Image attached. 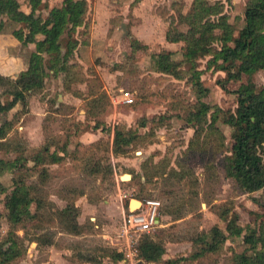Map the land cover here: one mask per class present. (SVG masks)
<instances>
[{
	"label": "rangeland",
	"instance_id": "1",
	"mask_svg": "<svg viewBox=\"0 0 264 264\" xmlns=\"http://www.w3.org/2000/svg\"><path fill=\"white\" fill-rule=\"evenodd\" d=\"M93 1L84 23L73 33L77 45L67 72L52 75L49 70L48 75L41 76L42 86L28 96L24 109L17 103L9 111L0 112V123L10 121L0 157L10 159L22 153L28 158L25 166L9 167L0 173V182L6 187L0 193V244L9 243L8 231L13 230L21 237L19 247L24 251L4 264H116L118 259L111 253L124 242L117 234L122 208L128 203L131 209L136 207L133 199L153 197L161 201V206L173 205L168 201L173 199L177 210L191 206L192 213L170 228L156 226L147 232L163 241L182 238L187 245L213 225L225 229L227 221L235 219V212L244 225L253 220L252 212L260 210L255 202V198H261L259 192H242L222 167L236 128L225 123L221 113L215 121L221 137L214 134V140L208 141L216 144L219 139L223 146L212 144L213 148L202 154L185 155L194 129L181 117L187 115L198 96L192 92L184 64L181 78L152 67L150 55L154 52L171 50L172 58H182V41L171 44L166 35L176 28L185 29L183 23H177V17L190 10L191 0H150L149 4L137 0H129L130 4ZM222 1L234 21L231 26L238 28L246 0ZM14 2L11 5L16 13L11 18L0 10V73L11 75L26 66L34 47L33 43L22 42L26 31L22 17L30 6L27 0ZM61 2L42 0L36 13L46 17ZM101 2L104 5L96 7ZM209 5L221 8V0ZM97 14L103 15V22L94 20ZM213 21L217 22L216 16ZM42 33L39 30L36 35L41 37ZM206 59L197 62L208 89L199 96L224 112L234 110L233 90L245 86L247 75L225 80V71L206 68ZM251 79L264 85V69L253 73ZM119 88L129 89L134 101L116 102ZM5 90L1 85L3 102L9 97ZM142 119L145 126L139 125ZM115 127L137 131L121 153L112 150ZM38 151L43 159L34 164L31 157ZM177 163L182 173L171 170L179 169ZM142 165L158 174L145 180ZM124 173L130 178L123 179ZM15 179L22 180L30 190L33 216L12 224L7 219L5 200ZM67 205L72 208L62 215L61 209ZM75 212L81 221L79 232L70 229ZM235 240L240 237H229L218 251L185 262L228 264ZM187 249L188 256L192 251Z\"/></svg>",
	"mask_w": 264,
	"mask_h": 264
},
{
	"label": "trees",
	"instance_id": "2",
	"mask_svg": "<svg viewBox=\"0 0 264 264\" xmlns=\"http://www.w3.org/2000/svg\"><path fill=\"white\" fill-rule=\"evenodd\" d=\"M14 1L0 0L1 14L11 18L16 13V8L11 5ZM41 2L42 0H27L30 10L22 17L26 28L22 42L33 43L34 47L24 68L14 75L0 73V86L5 87L9 96L4 102L0 100V112L9 111L17 103L24 109L28 104V96L42 86L41 76L48 75L49 70L52 75H57L60 71L67 72L70 66L69 60L77 45L73 33L85 21L88 0H62L60 5L50 9L46 17L36 13ZM195 8L196 0H193L190 10L184 14L179 13L177 17V23H183L185 29L176 28L173 34L166 35L168 41L183 42L182 58H172L171 50L154 52L150 55L152 67L156 71L181 78V64H184L192 92L198 96L187 115L181 117L194 129L184 151L185 155L190 152L202 154L201 152H206L209 147L213 148L212 144L223 146L219 139L216 144L208 141L214 140V134L221 137V130L215 125L221 113L223 121L236 128L230 150L222 158V167L225 175L242 192H259L261 198H255V202L260 210L252 212L253 220L244 225L239 222V213L235 212V219L227 221L225 229L218 225L211 226L209 235L214 241L211 247L175 258L173 262L180 258L196 259L216 252L227 238L240 237V240L234 242L228 264H264V85H257L251 79L253 73L264 69V0H246L242 24L238 28L231 25L221 26L213 21L215 17H212V12L209 11L202 16H195L193 20ZM39 30L43 32L41 37L36 35ZM203 57H208L206 68L225 71V80L247 75L245 86L233 90L236 94L234 110L224 112L216 104H210L199 96L208 90L201 79L203 69L197 64L199 58ZM8 125L10 126L8 119L0 123V148L7 143ZM139 125L145 126V120L142 119ZM136 132L130 128L115 127L112 150L115 153L123 152L124 147L126 149L133 141ZM42 149L49 151L48 147ZM21 154L10 159L0 157V173L9 167L18 169L25 166L28 158ZM31 159L36 164L43 159V155L38 151ZM177 165L179 169L171 170L173 173H182L179 163ZM143 168L145 180L158 174L157 171L147 170L145 166ZM163 173L161 172V175ZM5 190L6 187L0 182V193ZM32 200L28 186L22 180L15 179L13 188L5 200L7 219L12 224H17L33 216L30 209ZM71 208L70 205L62 208V215ZM70 229L74 232L81 231L76 212L70 219ZM8 236L9 243L6 246L0 244V264L8 263L24 253L19 247L21 237L13 230L8 231ZM136 248L141 263L158 261L164 252L163 240L147 232L140 235ZM111 254L117 259L123 258L120 252Z\"/></svg>",
	"mask_w": 264,
	"mask_h": 264
},
{
	"label": "crops",
	"instance_id": "3",
	"mask_svg": "<svg viewBox=\"0 0 264 264\" xmlns=\"http://www.w3.org/2000/svg\"><path fill=\"white\" fill-rule=\"evenodd\" d=\"M120 1L123 3L129 2V0H120ZM192 1L193 0H191V3H192ZM212 1H215V0H196V8H195V14L193 16V20H195V16L196 17L199 15L202 16L207 11H209V12H212V14H211L212 17L216 16V19L219 17L217 19V23L221 21V26L234 24V21H231L229 13L224 8V2L221 0V8L219 5H217V8H215L216 5H212L213 8H211L209 5V2H212ZM139 2L143 3V4H149L150 0L148 2H146V0L145 1L144 0H137L136 1V3H139ZM136 3H134V5ZM88 4L90 6H91V4L94 5V1L88 0ZM100 4L104 5L103 2L96 3L95 5H96V7H98ZM129 4H130V2H129ZM205 8H209V10H206ZM180 13L184 14V13H186V11L180 12ZM99 16H100V18H99ZM95 17H96V15H95ZM95 17H94V20H96V21L98 20L97 22H100L99 20H102V22H103V20H104L103 15H101V14H97V18H95ZM241 19H243V18L241 17ZM97 35H98V33L96 34V36ZM97 37H100V36L98 35ZM170 42H172L171 44H176V42H178V41H176V42L170 41ZM77 90H78L77 92H81L80 89H77ZM76 95L81 96V94H79V93ZM168 201H170V203H173V205L164 206V204H163L159 209V215H158L156 226H159L160 228H164L166 226H168L170 228L173 225V223H175V221L183 219L192 213V207L191 206L186 205L184 207H181L180 210H177L176 201L173 199H170ZM128 208H130L129 203L126 205V208L125 207L122 208L123 209L122 212L127 210ZM109 213H111V211H109ZM78 223L81 224V221H78ZM213 244H214V241L210 237L208 230L207 231L205 230V232L202 235L197 236L195 238L194 242L191 243L190 245L189 244L187 245L185 240H183L182 238L181 239H170L169 238V239L163 241L164 252L158 261L142 262V264H189V261H188V263L185 262L186 259H184V258L178 259L176 262H173V259H175L178 256H183V257L187 256V253L185 250L187 246H188L187 252H190V251L197 252V251H202V250L208 249ZM116 250H117V252L119 251L118 248H116ZM170 260H172V262ZM192 260L196 261L197 259H192ZM85 261H87V260H85ZM116 264H123L122 259H118Z\"/></svg>",
	"mask_w": 264,
	"mask_h": 264
},
{
	"label": "built area",
	"instance_id": "4",
	"mask_svg": "<svg viewBox=\"0 0 264 264\" xmlns=\"http://www.w3.org/2000/svg\"><path fill=\"white\" fill-rule=\"evenodd\" d=\"M116 102L130 104L134 96L129 89L119 88ZM161 201L157 198L147 197L140 200V204L133 209L128 208L122 213V220L118 236L122 238V246L118 247L124 257L123 264H142L137 257V243L143 232H148L156 227Z\"/></svg>",
	"mask_w": 264,
	"mask_h": 264
},
{
	"label": "water",
	"instance_id": "5",
	"mask_svg": "<svg viewBox=\"0 0 264 264\" xmlns=\"http://www.w3.org/2000/svg\"><path fill=\"white\" fill-rule=\"evenodd\" d=\"M121 177H122L123 179H127V178H130V174H129V173H124V174L121 175ZM133 200H134V203H135V202H138V203L140 204V200H137V199H133ZM139 204H138V205H139ZM138 205H137V206H138ZM130 209H131V205H130ZM157 219H158V218H157ZM157 219H156V222H157Z\"/></svg>",
	"mask_w": 264,
	"mask_h": 264
},
{
	"label": "bare ground",
	"instance_id": "6",
	"mask_svg": "<svg viewBox=\"0 0 264 264\" xmlns=\"http://www.w3.org/2000/svg\"><path fill=\"white\" fill-rule=\"evenodd\" d=\"M137 204H139V203L137 202Z\"/></svg>",
	"mask_w": 264,
	"mask_h": 264
}]
</instances>
